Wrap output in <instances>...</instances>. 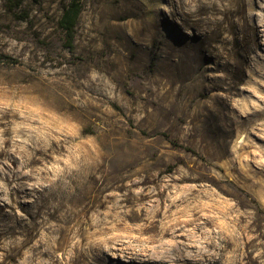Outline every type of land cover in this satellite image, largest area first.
<instances>
[{"label": "rangeland", "instance_id": "obj_1", "mask_svg": "<svg viewBox=\"0 0 264 264\" xmlns=\"http://www.w3.org/2000/svg\"><path fill=\"white\" fill-rule=\"evenodd\" d=\"M66 1L0 0V264H264L263 45L237 65L201 0H81L70 46Z\"/></svg>", "mask_w": 264, "mask_h": 264}, {"label": "bare ground", "instance_id": "obj_2", "mask_svg": "<svg viewBox=\"0 0 264 264\" xmlns=\"http://www.w3.org/2000/svg\"><path fill=\"white\" fill-rule=\"evenodd\" d=\"M236 5L233 7L229 6L228 9L225 8H220L216 6H212L206 3L205 0H201V2L198 4V8L196 11V16H194L203 22H208L211 21L212 19L216 27L214 30L212 29V34L210 35V40H218L220 42V46L225 49V53L227 56H232L238 65L239 63L245 61L247 53L249 51H255L256 49H262L264 47V15L262 16H256L254 17V13L250 11V13L245 14V1L244 0H235ZM235 3V2H234ZM247 3V2H246ZM264 8V6H262ZM230 11L239 13L240 15L243 16L245 20V27L242 30H234L232 29L230 25ZM214 13H220L222 14V18L216 20L214 17ZM212 21L213 25L214 22ZM226 23V24H224ZM225 30H230L232 31V46L227 47L226 46V40L223 36V32ZM263 45V47H261ZM242 49V52L240 50ZM263 53H264V48H263ZM236 57V59H235ZM260 55H256L253 59V65H257V63H261L262 65L264 64V61H260ZM238 66L236 67V72H238ZM216 86V85H214ZM218 87V86H216ZM21 131L20 128L13 130L7 126V123L5 122V125L3 126L2 129V139L4 142H8L10 140L9 134L11 132H17ZM42 131V130H41ZM40 131V132H41ZM33 134V133H32ZM43 134V133H42ZM38 135V134H37ZM40 135V134H39ZM47 135V134H43ZM42 136V135H41ZM38 137V136H37ZM44 137V136H43ZM27 139H29V143L27 144H35L37 138H35L34 135H27ZM46 138L44 137V140ZM64 190L63 191H57L52 194H54L56 197L59 199L64 198ZM60 201V200H58Z\"/></svg>", "mask_w": 264, "mask_h": 264}, {"label": "trees", "instance_id": "obj_3", "mask_svg": "<svg viewBox=\"0 0 264 264\" xmlns=\"http://www.w3.org/2000/svg\"><path fill=\"white\" fill-rule=\"evenodd\" d=\"M23 0H13L15 6ZM81 0H68L61 7V14L58 19V25L62 32L67 36L68 43L71 46L74 37V29L81 13ZM22 12V11H21Z\"/></svg>", "mask_w": 264, "mask_h": 264}]
</instances>
